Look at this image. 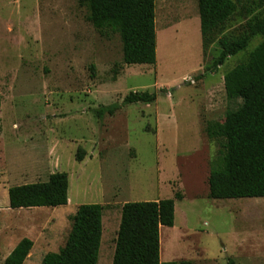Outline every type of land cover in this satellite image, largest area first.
<instances>
[{"label":"rangeland","instance_id":"rangeland-1","mask_svg":"<svg viewBox=\"0 0 264 264\" xmlns=\"http://www.w3.org/2000/svg\"><path fill=\"white\" fill-rule=\"evenodd\" d=\"M155 1L157 61L126 64L120 36L94 27L78 0H0V264L24 237L34 243L24 264L58 251L77 203H104L98 264H112L122 205L176 191L184 198L174 226L160 231L162 262L264 264V197H209L220 145L207 132L242 102L227 96L224 75L264 38L212 72L221 48L203 51L198 0ZM235 1L219 37L239 36L264 11L260 0ZM143 91L157 99L123 103ZM56 171L69 175L71 204L5 205L4 188Z\"/></svg>","mask_w":264,"mask_h":264},{"label":"trees","instance_id":"trees-1","mask_svg":"<svg viewBox=\"0 0 264 264\" xmlns=\"http://www.w3.org/2000/svg\"><path fill=\"white\" fill-rule=\"evenodd\" d=\"M88 10L87 18L102 32L118 34L126 64H155L157 61L155 0H78ZM253 1L256 0H252ZM257 2V1H256ZM258 5L264 7V0ZM203 51L215 42L221 48L210 67L212 72L232 55L247 48L255 36L264 38V11L249 18L239 36L219 37L220 29L238 10L235 0H198ZM91 69L94 71L95 66ZM229 98L242 100L226 114L222 125L208 128V137L220 145L208 178L209 197H264V39L248 58L224 75ZM0 87V105L2 103ZM156 93L130 92L124 104L154 102ZM120 104L97 109L99 116L113 114ZM78 160L83 157L78 155ZM69 175L56 171L47 181L10 186L11 208L64 206L68 204ZM184 194L176 191L171 198L125 202L115 241L112 264H191L188 260L162 262L160 231L174 226L176 201ZM101 203H85L71 216L67 240L58 251L47 252L41 264H98L103 235ZM34 243L22 238L6 257L4 264H24Z\"/></svg>","mask_w":264,"mask_h":264},{"label":"crops","instance_id":"crops-1","mask_svg":"<svg viewBox=\"0 0 264 264\" xmlns=\"http://www.w3.org/2000/svg\"><path fill=\"white\" fill-rule=\"evenodd\" d=\"M69 186H70V182H69ZM8 190H9V187L4 188L3 198L6 199V200H5V203H6L5 205H7V204L10 203V202H9ZM103 191L106 193L105 190H103ZM105 193H103V197L106 196ZM68 197H69V198H68V204H66V205H64V206H67V205L71 204L72 201H74V199H72V198L70 197V195H69V190H68ZM77 205L79 206V205H81V203H80V204L77 203V204L75 205V207H76ZM103 205H104V203H103ZM78 206H77V207H78ZM76 210H77V209H76ZM68 213L73 215L75 212H71V213L68 212ZM119 224H120V222H119ZM118 228H119V225H118ZM103 229H104V228H103ZM103 235H104V233H103ZM103 235H102V238H103ZM101 243H102V242H101Z\"/></svg>","mask_w":264,"mask_h":264}]
</instances>
